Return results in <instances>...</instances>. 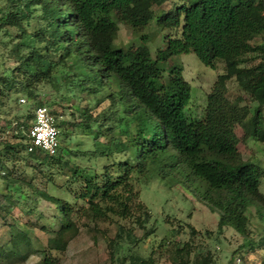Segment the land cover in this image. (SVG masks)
<instances>
[{"label":"rangeland","instance_id":"374dc122","mask_svg":"<svg viewBox=\"0 0 264 264\" xmlns=\"http://www.w3.org/2000/svg\"><path fill=\"white\" fill-rule=\"evenodd\" d=\"M176 4L178 0H164L152 5V16L140 29L117 21L112 46L127 50L144 45L154 58L156 50L162 47L163 37L174 33L160 29L156 20ZM17 9L28 22L15 18L16 26L0 25V150L6 144L14 148L23 145L16 132L20 130L23 135L31 123L33 108L44 105L54 115L60 131L59 147L77 153L68 154L61 158V164L51 166L35 157L28 159L21 146L15 148L17 153L12 150L0 155L3 169L13 181L9 186L0 179V264H43V259L48 264H264V209L259 217L254 206L246 208L243 234L229 227L217 234V215L191 196L186 186L177 181L179 176L176 180L171 176L160 179L153 163H148L144 174L130 175L131 192L135 195L130 198L129 211L126 210L129 215L125 219L120 218V207L115 204L109 211L100 200L79 197L84 194L83 181L93 174L98 182L104 168L117 175V170L109 168L112 161L135 163L131 146L123 154H82L100 148L113 151L106 142L114 137L117 143H128L135 137V122L125 118L129 115L117 100V87L112 80L104 85L83 84L79 82L81 76L75 75L79 71L74 69L71 59L63 57L59 61L60 52L53 53L50 49L45 52L50 43L48 35L38 41L34 36L40 30L34 21L41 14L39 6L22 2L17 7L13 0H0V14L15 13ZM251 44L263 45L264 34L254 38ZM33 51L51 65L44 76L30 78L32 96L27 98L25 93H15V89L28 78L22 73L20 58L33 63ZM258 53L245 55L242 66L257 64L262 57ZM171 59L182 68L181 76L189 85V101L184 111L189 117L199 119L206 95L216 77L224 73L223 64L217 63L213 69L205 67L193 53ZM1 78L12 80L14 88L1 83ZM226 92L238 107L246 108L249 118L257 104L234 79L226 82ZM124 104L129 109L134 107L131 101ZM260 111L264 120V106ZM143 121V134L150 136L153 120ZM18 124L28 126L24 129ZM233 131L242 160L255 164L263 172L258 190L264 197V142L245 136L239 125L233 126ZM73 167L78 170V180L71 177L69 170ZM90 204L97 206L101 214H93ZM137 204L143 209H137ZM62 205L68 209L64 218L60 214ZM142 210L148 214L145 223L137 218L143 216ZM68 222L69 227L63 234L64 248L49 250L47 240ZM119 227L123 232H119L120 239H117Z\"/></svg>","mask_w":264,"mask_h":264},{"label":"trees","instance_id":"16d2710c","mask_svg":"<svg viewBox=\"0 0 264 264\" xmlns=\"http://www.w3.org/2000/svg\"><path fill=\"white\" fill-rule=\"evenodd\" d=\"M163 1L13 0L17 7L22 2L39 6L41 14L34 21L40 30L34 36L38 41L48 35L50 43L44 48L45 52L47 49L60 52L59 61L63 57L71 59L74 69L79 71L75 75L81 76L79 82L83 84L104 85L112 80L117 87V100L129 115L125 118L135 122V137L128 143H117L118 139L114 137L106 142L113 151L100 148L82 153L94 156L113 152L123 154L131 146L135 163L112 161L109 168L117 170V175L104 168L98 182L93 174L83 181L84 194L79 197L100 200L109 211L115 204L120 207V218L125 219L129 215L126 210L129 211L130 198L135 195L131 192L130 175L144 174L148 163H153L160 179L171 176L176 180L179 176L177 181L186 186L191 196L217 215V234H221L225 227L243 234L246 208L254 206L259 217L264 209V197L258 190L263 172L255 164L242 160L233 126L239 125L245 136L252 140L264 142V120L260 111L264 106V44H251L254 38L264 34V0H178V4L156 20L160 29L174 33L163 37L162 47L156 50L154 58L144 45L131 46L127 50L112 46L117 21L140 29L152 16L151 6ZM15 18L28 22L24 13L17 9L15 13L0 14V25L16 26ZM255 52H259V56L262 54L261 60L253 66H242L246 62L244 56ZM32 53L33 63L25 57L20 58L23 61L20 68L28 78L25 83H18L20 87L15 89V93H25L23 95L27 98L32 96L30 78L44 76L51 65L44 56L35 51ZM187 53H193L205 67L213 69L215 64L222 63L224 68V73L216 77L205 97V107L199 119L189 117L184 111L189 101V85L181 76L182 68L173 64L171 59ZM230 79H234L236 85L257 104L249 118L246 117V108L238 107L227 95L226 82ZM11 81L1 78V83L13 89ZM130 101L134 104L131 109L124 104ZM38 106L44 105L34 108ZM143 119L153 120L150 136L143 134ZM32 120L33 113L28 128L26 124L17 125L27 128L26 132L23 135L20 130L16 132L23 145L18 144L15 148L21 146L28 159L35 157L51 166L61 164V158L68 154L77 153L59 146L55 155L50 157L38 150L27 152V131ZM15 148L6 144L0 155H7ZM69 171L72 179H79L75 167ZM0 179L9 186L13 182L1 162ZM136 208L143 209L140 204ZM98 209L92 206L90 210L100 215ZM67 210L61 206L63 218ZM141 214L143 216L137 218L140 223H145L148 214L145 210ZM68 227L69 222L61 225L56 235L47 240L49 250L64 248L63 234ZM151 230L147 233L150 234ZM119 232H123L121 227L115 236L117 239H120ZM125 237H128L127 232ZM114 245L117 244L114 242ZM47 261L43 259V264H48Z\"/></svg>","mask_w":264,"mask_h":264},{"label":"built area","instance_id":"2783aa9c","mask_svg":"<svg viewBox=\"0 0 264 264\" xmlns=\"http://www.w3.org/2000/svg\"><path fill=\"white\" fill-rule=\"evenodd\" d=\"M32 113V124L27 131V152L38 150L42 155L54 156L59 146V131L50 110L46 106H38Z\"/></svg>","mask_w":264,"mask_h":264}]
</instances>
